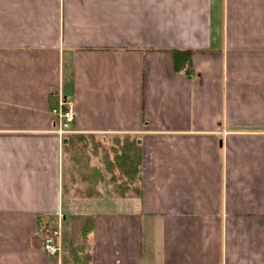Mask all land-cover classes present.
Instances as JSON below:
<instances>
[{"label": "crops", "instance_id": "1", "mask_svg": "<svg viewBox=\"0 0 264 264\" xmlns=\"http://www.w3.org/2000/svg\"><path fill=\"white\" fill-rule=\"evenodd\" d=\"M60 98L138 141L139 195L64 193ZM59 216L93 227L50 256ZM0 264H264V0H0Z\"/></svg>", "mask_w": 264, "mask_h": 264}, {"label": "trees", "instance_id": "2", "mask_svg": "<svg viewBox=\"0 0 264 264\" xmlns=\"http://www.w3.org/2000/svg\"><path fill=\"white\" fill-rule=\"evenodd\" d=\"M192 50H172L173 56V67L178 73H188L191 71V56ZM81 135V134H80ZM87 136V135H85ZM78 138V140H83L84 136L71 134L66 141L65 146L72 143V139ZM113 145L109 147V151L105 153L103 157V164L105 171L109 174L108 183L111 185V190L118 196H123L125 194L139 195V181L141 173V163H142V150L138 141L128 136H123V139H115ZM112 154V155H111ZM99 171L97 169H91L88 171L87 175H93L95 178H100ZM85 180H88V178ZM81 194L85 196H94L98 192L95 187L89 183L83 186ZM52 222L57 221V217H47L45 218ZM75 220V221H74ZM39 226L44 224V218L40 217L38 219ZM74 223L72 227L79 229L80 235L84 240L86 235L92 231L93 221L90 217L84 218H74ZM49 224V223H48ZM82 248V246L80 247ZM75 249H69L71 253ZM87 258V255L84 256Z\"/></svg>", "mask_w": 264, "mask_h": 264}, {"label": "rangeland", "instance_id": "3", "mask_svg": "<svg viewBox=\"0 0 264 264\" xmlns=\"http://www.w3.org/2000/svg\"><path fill=\"white\" fill-rule=\"evenodd\" d=\"M71 134H67V138ZM81 136V135H79ZM84 136L83 140L78 138L72 139V143L68 146H64V166H63V191L68 192L70 195L77 196L81 194L83 186L91 184L92 187L97 186L101 182V187L111 190V185L108 183L109 174L104 169L103 157L106 150L109 151V147L113 145V141L117 139H123V135L112 134H96L92 136ZM112 155V154H111ZM91 169H97L100 173V178H95L93 175H87ZM67 171V172H66ZM65 172V173H64ZM83 176L87 177L83 178ZM109 186V187H108ZM78 192V193H77ZM74 218L84 217H68L67 221L63 222L60 228L58 222L60 216L57 217V221L51 226L49 230L53 231L60 229L59 243L62 247V253H67L70 248L78 249L81 247L83 241L80 235L79 229L72 227ZM83 255V254H82Z\"/></svg>", "mask_w": 264, "mask_h": 264}, {"label": "built area", "instance_id": "4", "mask_svg": "<svg viewBox=\"0 0 264 264\" xmlns=\"http://www.w3.org/2000/svg\"><path fill=\"white\" fill-rule=\"evenodd\" d=\"M56 117L55 132L58 134L60 140L67 138V134H72V122L75 117V110L65 100L61 98L58 101V106L51 111ZM60 232L58 229L47 231L46 236L43 238V249L50 256H57L60 252L59 244Z\"/></svg>", "mask_w": 264, "mask_h": 264}, {"label": "water", "instance_id": "5", "mask_svg": "<svg viewBox=\"0 0 264 264\" xmlns=\"http://www.w3.org/2000/svg\"><path fill=\"white\" fill-rule=\"evenodd\" d=\"M64 142H66V139L64 140Z\"/></svg>", "mask_w": 264, "mask_h": 264}]
</instances>
